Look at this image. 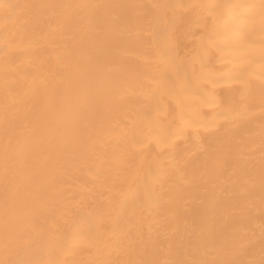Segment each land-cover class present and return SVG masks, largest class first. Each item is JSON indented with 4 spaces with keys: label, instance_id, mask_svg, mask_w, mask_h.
Returning a JSON list of instances; mask_svg holds the SVG:
<instances>
[{
    "label": "bare ground",
    "instance_id": "1",
    "mask_svg": "<svg viewBox=\"0 0 264 264\" xmlns=\"http://www.w3.org/2000/svg\"><path fill=\"white\" fill-rule=\"evenodd\" d=\"M0 264H264V0H0Z\"/></svg>",
    "mask_w": 264,
    "mask_h": 264
}]
</instances>
